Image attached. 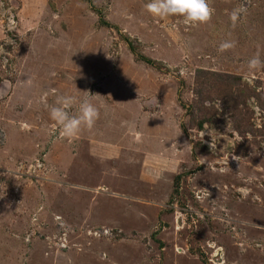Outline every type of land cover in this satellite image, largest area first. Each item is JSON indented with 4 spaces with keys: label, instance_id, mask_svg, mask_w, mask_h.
<instances>
[{
    "label": "rangeland",
    "instance_id": "obj_1",
    "mask_svg": "<svg viewBox=\"0 0 264 264\" xmlns=\"http://www.w3.org/2000/svg\"><path fill=\"white\" fill-rule=\"evenodd\" d=\"M145 3L0 0V264H87L94 239L114 264H264V69L247 66L264 0H209L198 25ZM61 95L100 112L70 140L49 118Z\"/></svg>",
    "mask_w": 264,
    "mask_h": 264
},
{
    "label": "clouds",
    "instance_id": "obj_2",
    "mask_svg": "<svg viewBox=\"0 0 264 264\" xmlns=\"http://www.w3.org/2000/svg\"><path fill=\"white\" fill-rule=\"evenodd\" d=\"M144 8L153 17H180L184 23L191 25L208 22L214 13L209 0H146ZM246 13L244 5L233 8L229 13L231 24L235 26ZM219 47L222 51L233 48L235 41L226 40ZM247 66L250 72H254L264 69V61L257 54L248 60ZM48 112L59 137L69 140L76 138L82 128H92L100 115L98 107L88 97L74 95L58 96L55 103L48 106Z\"/></svg>",
    "mask_w": 264,
    "mask_h": 264
},
{
    "label": "crops",
    "instance_id": "obj_3",
    "mask_svg": "<svg viewBox=\"0 0 264 264\" xmlns=\"http://www.w3.org/2000/svg\"><path fill=\"white\" fill-rule=\"evenodd\" d=\"M86 143H89V142H91V140H88V141H85ZM163 145V144H162ZM121 149V148H120ZM101 152V151H100ZM102 153V152H101ZM103 154V153H102ZM90 157H93V158H96L97 159V157L99 158V157H101V154L100 153H98V152H95L94 154H92V153H89L88 154ZM96 156V157H95ZM125 163H127V164H129V162H125ZM124 164V163H123ZM124 193H122V192H114V193H112V196H117V197H123L122 195H123ZM167 194V193H166ZM166 194H164V195H166ZM134 200H136L137 202H140V203H144V204H147V203H151V207H153V205H152V203H153V201L154 200H146V199H144V198H134ZM89 201H90V199H89ZM95 205H94V202H92V201H90L86 206H84V207H88V208H92V207H94ZM104 206H106L104 203L103 204H101V209H100V211L102 212L103 211V207ZM71 208H72V206H70ZM155 207H157L158 208V206H155ZM70 211H71V215H72V221L74 222V221H77V222H79L80 221V219L81 218H84V217H86V219L85 220H90V219H92V218H94V217H87L89 214L88 213H84V216L83 217H78V216H73V211L71 210V209H69ZM131 212L132 211H129L128 213H127V215H126V217L127 216H129V215H131ZM144 212L146 213V212H148L147 214H144ZM159 212H161V214H162V211H160V209L157 211V213L155 212V211H153V210H151V211H148V209H141V210H138L137 209V211H135V215H137V216H139L140 217V219H148V221H151V218H150V215H154L155 213V215H158L159 214ZM111 220V219H110ZM93 221V220H92ZM94 221H96V222H99L100 224L99 225H105V226H111V227H118V226H122V222L121 221H119V220H112V221H116L117 223H112V222H107V221H104V220H102V219H97L96 220V218H94ZM84 221H82V223H83ZM86 224H88V225H90V226H92V225H95V224H97V223H90V222H85ZM149 226V225H148ZM129 230V229H128ZM100 239L98 240V239H94V241H90V247H88L87 249H86V251L85 252H83V251H80L78 254H76V256L78 257L77 258V261L79 262V263H83V262H85L86 261V263L87 264H92V261L91 260H93V256L94 255H97L98 256V258H100L101 260H103V261H105L106 262V264H114V262H115V256H113V257H110L109 258V256L107 255L108 254V250H109V252L111 253L112 251H114V253L116 252L114 249H115V247L117 246H114L113 244H109V243H107V242H104V241H100ZM110 245V246H109ZM126 246V244H124L123 243V247H125ZM137 246V245H136ZM66 247V246H65ZM130 248V247H129ZM139 248H142V247H139ZM138 247H136V250L138 251V250H140ZM101 249H103L101 252H100V250ZM110 249H112V250H110ZM146 251V248H142V252H145ZM68 256V260H69V254L67 255ZM193 260V259H192ZM164 261L165 262H168V263H170L171 261H170V254H169V251L165 254V256H164ZM194 261V260H193ZM52 262H54V263H57V264H59V263H63V262H66L65 261V259L64 258H61L60 256H58L57 257V259L55 260V259H53L52 260ZM194 262H198L197 264H199V260L197 261V260H195ZM186 263L187 264H193L192 262H191V259H187L186 260ZM202 263V262H201ZM69 264H73V263H69ZM183 264H185V261H183ZM196 264V263H195Z\"/></svg>",
    "mask_w": 264,
    "mask_h": 264
},
{
    "label": "built area",
    "instance_id": "obj_4",
    "mask_svg": "<svg viewBox=\"0 0 264 264\" xmlns=\"http://www.w3.org/2000/svg\"><path fill=\"white\" fill-rule=\"evenodd\" d=\"M102 230V229H101ZM106 232V231H105ZM94 234H96L97 236H99L100 234H98V233H94Z\"/></svg>",
    "mask_w": 264,
    "mask_h": 264
},
{
    "label": "bare ground",
    "instance_id": "obj_5",
    "mask_svg": "<svg viewBox=\"0 0 264 264\" xmlns=\"http://www.w3.org/2000/svg\"><path fill=\"white\" fill-rule=\"evenodd\" d=\"M65 247V246H64ZM66 248V247H65Z\"/></svg>",
    "mask_w": 264,
    "mask_h": 264
}]
</instances>
